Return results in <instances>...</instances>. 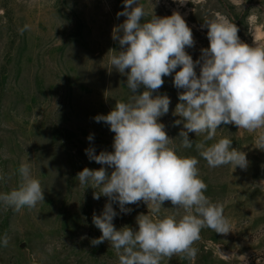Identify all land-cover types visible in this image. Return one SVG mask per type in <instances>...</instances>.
I'll use <instances>...</instances> for the list:
<instances>
[{
  "label": "rangeland",
  "instance_id": "rangeland-1",
  "mask_svg": "<svg viewBox=\"0 0 264 264\" xmlns=\"http://www.w3.org/2000/svg\"><path fill=\"white\" fill-rule=\"evenodd\" d=\"M137 3L145 21L174 12L185 19L194 38L185 50L194 61L209 46L205 20L225 19L237 26L243 43L264 47V0ZM122 11L124 0H0V193L18 187L21 164L29 165L44 189V202L34 208L17 212L0 204V264H119L109 241L91 243L102 235L93 216L102 215L109 198L101 194L94 199L99 189L81 185L77 174L85 167H104L109 175L114 170L91 160L86 150L94 149L95 155L114 151L115 133L95 117L107 115L117 101L127 102L132 95L127 76L110 64L109 50H122L112 38L113 29L126 19L117 16ZM195 71L199 76V64ZM174 76L163 77V86L153 93L170 98L160 122L179 155L199 160L205 195L223 205L231 231L204 228L193 245L198 249L194 260L173 256L161 264H264V184L259 183L264 180V150L256 144L264 129L249 133L222 124L207 144L231 139L233 148L246 153L248 167H210L195 148L203 136L190 132L193 147L182 146L183 123L175 125L182 118L174 112L184 89L174 86ZM112 206L117 230L128 226L137 231V217L149 211L143 201L126 205L127 212L120 211L118 202ZM162 207L161 218L184 214L170 201ZM5 235L7 246L2 244Z\"/></svg>",
  "mask_w": 264,
  "mask_h": 264
},
{
  "label": "clouds",
  "instance_id": "clouds-1",
  "mask_svg": "<svg viewBox=\"0 0 264 264\" xmlns=\"http://www.w3.org/2000/svg\"><path fill=\"white\" fill-rule=\"evenodd\" d=\"M117 16L126 17L112 34L122 50H109L113 53L110 64L127 76L132 95L127 102L117 101L107 115L95 117L96 122H105L115 133L114 151L95 155L94 149L86 150L91 160L114 170L109 175L104 167H85L77 174L81 185L99 189L94 199L103 194L110 201L102 215L93 216L102 235L91 243L96 246L109 241L119 264H161L164 258L171 260L173 256L194 260L198 249L193 245L201 239L202 229L227 234L231 225L223 205L205 195L207 184L200 178L199 160L181 156L171 146L173 139L160 122L169 111L170 98L153 93L163 86V77L175 72L174 86L184 89L174 112L182 118L175 121V125L183 123L179 133L182 146L192 148L189 133H195L203 136L195 148L210 167L233 165L234 169H246V153L233 148L231 139L223 137L210 145L207 142L216 138L222 124H234L249 133L264 129V47L243 43L237 26L225 19L205 20L209 46L194 61L185 50L194 45L193 33L179 13L154 15L145 21L143 6L137 0H124V11ZM25 29L20 30L21 34ZM198 64L199 76L195 71ZM256 144L264 150V132L258 133ZM19 174L18 187L0 193V204L17 212L44 202V189L32 176L29 165L21 164ZM259 183L264 184V180ZM140 201L149 211L137 217L138 230L128 226L117 230L112 203L118 202L120 211L127 212L126 205ZM166 201L175 209H183L184 214L179 219L177 215L161 218ZM2 244H8L6 235Z\"/></svg>",
  "mask_w": 264,
  "mask_h": 264
}]
</instances>
